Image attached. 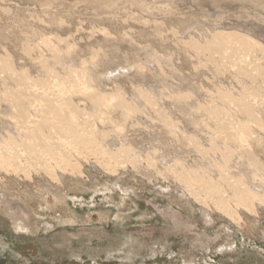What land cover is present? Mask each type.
<instances>
[{"label": "rangeland", "instance_id": "374dc122", "mask_svg": "<svg viewBox=\"0 0 264 264\" xmlns=\"http://www.w3.org/2000/svg\"><path fill=\"white\" fill-rule=\"evenodd\" d=\"M54 1L0 0V60L11 63V73L15 69L34 79L44 76L38 64L44 60L58 75L71 70L68 89L87 88L108 99L116 93L125 106L117 107L115 96L96 110L87 95H70L87 116L85 124L95 128L92 148L68 147L67 163H80L82 175L66 173L62 181L59 169L52 178L36 167L37 161L22 160L25 170L18 173L0 164V264H264V210L258 209L261 221L254 225L253 212L231 196V210L242 214V220L233 221L214 208L213 193L200 181L215 183L222 197L239 191L241 183L243 188L248 183L264 188V52L254 46L241 49L250 62L246 67L234 57L217 65V55L212 59L184 42L190 36L202 41L200 28L207 32L218 21L211 13L226 10L214 2L225 0H144L147 7L134 0H67L71 8L57 9ZM229 2L241 7L226 12L225 21L245 12L264 28V7L247 0ZM250 35L264 45L261 33ZM2 61L0 148L12 140L15 149L23 150L15 120L43 122V134L48 126L33 112L31 122L14 117L2 92L14 82ZM116 65L124 69L105 78ZM241 68L252 77L241 74ZM240 101L253 107L255 119L242 111ZM210 109H219L215 115L220 119ZM103 148L110 151L102 154ZM180 170L192 181L190 188L174 177ZM60 196L66 202H57ZM23 201L40 212L35 232L12 228L7 204L19 216Z\"/></svg>", "mask_w": 264, "mask_h": 264}, {"label": "bare ground", "instance_id": "6f19581e", "mask_svg": "<svg viewBox=\"0 0 264 264\" xmlns=\"http://www.w3.org/2000/svg\"><path fill=\"white\" fill-rule=\"evenodd\" d=\"M109 2H116L118 0H107ZM142 1H138V0H134V4H142L145 5V3ZM230 1V0H229ZM228 0L223 1L222 4H219V2L215 3L214 5L216 6H224V8L226 10H222V11H214L212 12L210 16H214L215 20L217 21V23H214L212 25V28L209 30H207V32L203 31L200 28V33L202 35V41L200 42H196V40L193 39L192 36H190L187 40H185L184 42L186 43H190L194 46V48L200 52H208L207 54H209L208 56L211 57L213 59L214 55H217L218 58L214 59L216 60V64L217 62L221 61L220 63L223 62V59H225V62L229 61L232 57H234V59H238L239 62H241V60L243 61V63L245 64L244 67H246L247 65L250 64V62H247V57L245 52H247L248 50H250L251 47H256V49H259L261 51L264 52V45L261 44L259 41H257L254 37H252L250 35V33H261V36H263L264 38V28L262 27L261 24H258V20H256V17L254 15V17L249 16L247 13L243 12H239L234 19H229L228 21H225L223 19V15L227 12L230 11H234L239 9L241 6L236 5V4H230ZM247 2H250L252 4H259L260 7H264V0H247ZM219 4V5H218ZM149 4L145 5V7H147ZM71 4L67 1V0H55L54 1V8H59V7H67V8H71L70 7ZM143 8V7H141ZM215 8V7H214ZM218 9V8H217ZM220 9V8H219ZM218 9V10H219ZM223 9V8H222ZM101 13H107V10H104L103 12L101 11ZM94 14V16L99 17V15L101 14ZM251 15V14H250ZM214 21V20H213ZM197 24L200 25V23L198 22ZM259 28L258 30H255L254 27ZM211 27V26H210ZM220 27V28H219ZM46 39V38H45ZM198 40V39H197ZM67 43V42H66ZM233 43V44H230ZM56 44V43H55ZM38 45V44H37ZM57 45V44H56ZM48 47V46H47ZM50 51L54 50L53 46H49ZM259 47V48H257ZM32 49V48H31ZM47 49V48H46ZM112 49V48H111ZM241 49L243 51H245L243 53V51H241ZM254 49V48H253ZM26 50V49H25ZM29 50V49H28ZM33 50V49H32ZM49 51V50H48ZM253 51V50H252ZM53 52V51H51ZM66 52V51H65ZM250 52V51H249ZM45 53V52H44ZM96 53V52H95ZM251 53V52H250ZM29 54V53H28ZM66 54V53H65ZM248 54V53H247ZM6 56V55H5ZM43 56V55H42ZM47 56V55H45ZM53 57H55V55H53ZM52 57V58H53ZM7 58V57H6ZM5 57H3V60L5 59ZM37 58V57H36ZM8 59V58H7ZM41 59V58H40ZM56 58H53V60ZM4 60V61H5ZM208 60V59H207ZM2 61V59L0 60ZM55 61V60H54ZM53 61V62H54ZM80 61V60H79ZM3 62V61H2ZM224 62V64H225ZM4 63V67H7V69L9 70V67H11V63L9 61H5ZM57 63V61H55V64ZM63 62H61L62 65ZM76 63V62H75ZM41 68L45 71V74L43 77L41 78H37L34 79L30 76H27V74H22L20 72H16L17 70L14 69L15 74H13V72L11 73L9 70V76H10V80L12 79L14 82V85H12V88H8L9 86H7V88L2 91L6 94L3 95L6 98H8V106L11 107V111H13L12 113L15 114L14 117L18 118V119H24L25 121L27 120V118H29L27 121L30 120V116L32 117V115H38L40 117L39 120L45 121V124L47 123L48 126V133L47 134H43L42 128H40L41 123L43 124V122H40V126L36 123V124H31V123H25L24 121L19 123H17V121L15 120V127L19 130L18 136L17 138L20 139V141L18 142L16 140V142L19 143V145L23 146V150L20 149H15L13 147V145H11V142L8 140V147H4V148H0V164H5L4 166H6L7 171H12L13 173H18L21 170H25V168L22 166L21 161L25 160L26 163H30V161H37L35 163L36 167L38 166V169L43 170L45 172V174H48L50 176H52V174H54V172L56 171V169H59L60 174L59 177H61L62 181L65 179V174L66 173H72L73 171H76L75 173H82V165L80 163H67V160L69 158V153H68V147L69 146H73V144H81L84 147L87 148H92L93 144H94V139L96 140V138H92L95 135V128L92 127L90 124L86 125L85 123L88 122L85 117V115L83 114L84 112L81 111V109L76 105L77 103L73 102V100H71L70 95L73 93H83L85 95L88 96V99H90V102L92 103L93 107L96 110H101L103 109L105 106H107V101H112V99L116 96L115 94H113L112 92V96L110 95V99L106 98L105 94H101L99 92H96L94 90H91V92H86V89H78V90H70L67 87V80H69L71 82L70 79H68L70 77L69 74H65V75H58L56 73H54V71H52L53 67L50 68L44 60H40L38 63ZM52 64V63H51ZM54 64V63H53ZM104 64V63H103ZM14 65V64H13ZM37 65V64H36ZM92 65V64H91ZM98 65V64H97ZM120 65V64H119ZM116 65L114 68L110 69V71H108L105 74V78H110L111 74L113 71L115 70H120V69H124L123 66H119ZM218 65V64H217ZM222 65V64H221ZM221 65H219V67H221ZM15 67V66H14ZM62 67H64L62 65ZM1 68V67H0ZM13 69V67H12ZM65 69V67L63 68ZM62 69V70H63ZM78 69V68H77ZM109 70V69H108ZM242 72H240L241 74L246 76H249L250 73L246 72V70H244L243 68H241ZM64 71V70H63ZM6 72V70H5ZM23 72V70H22ZM66 72V71H65ZM69 72V70H68ZM83 72V71H82ZM4 73V72H3ZM120 73V72H119ZM74 74V73H73ZM67 75V76H66ZM140 75V74H139ZM74 76V75H73ZM78 76V74L76 75ZM75 76V77H76ZM72 77V76H71ZM92 77V76H91ZM100 77V76H99ZM103 77V76H102ZM101 77V78H102ZM118 77V76H117ZM252 77V76H249ZM248 77V78H249ZM77 78V77H76ZM85 78V77H84ZM9 79V77H8ZM82 79V78H81ZM251 79V78H249ZM264 79V78H263ZM78 80V79H77ZM87 80V79H86ZM80 81V80H79ZM82 81V80H81ZM89 81V80H88ZM102 81V80H101ZM5 82V81H4ZM3 82V83H4ZM12 82V83H13ZM78 82V81H77ZM75 81H73V83H77ZM85 82V81H83ZM81 82V83H83ZM93 82V81H92ZM91 82V83H92ZM1 83V82H0ZM7 83V82H6ZM90 83V81H89ZM102 83V82H101ZM2 84V83H1ZM107 84V83H106ZM5 85V84H4ZM2 84V86H4ZM75 85V84H74ZM79 85L78 87H80V83L77 84ZM84 85V84H83ZM14 86V87H13ZM76 86V85H75ZM87 86V85H85ZM96 86V85H95ZM104 86V85H103ZM73 87V86H71ZM77 87V86H76ZM83 87V86H82ZM88 87V86H87ZM93 88V86H92ZM142 88V87H141ZM110 89V88H109ZM83 90V91H82ZM98 90V89H97ZM119 90V89H118ZM144 90V89H143ZM205 90V89H204ZM141 91V90H140ZM223 92V90H218V93ZM106 92V91H105ZM117 92V91H116ZM143 91H141L142 94ZM208 92V91H207ZM226 92V91H225ZM3 93V94H4ZM219 93V95H220ZM221 93V94H222ZM241 93V92H240ZM2 94V93H1ZM144 94V93H143ZM145 96L147 94H144ZM1 96V95H0ZM143 96V95H142ZM5 97L3 101H5ZM117 97V102L116 106H120V107H124L125 106V101L122 99L121 96H116ZM115 97V98H116ZM147 97V96H146ZM151 97V96H150ZM1 98V97H0ZM114 98V99H115ZM148 98V97H147ZM106 101V102H105ZM259 101V100H258ZM78 102V101H77ZM114 102V101H113ZM241 102V101H240ZM7 104V102H4ZM80 103V102H79ZM109 103V102H108ZM112 103V102H111ZM243 102H241L242 104ZM245 103V102H244ZM240 107L242 109V111L247 114L249 117H255L253 115V107L251 108V105H249V103L247 104V102ZM5 104V105H6ZM109 105V104H108ZM240 105V104H239ZM7 106V107H8ZM113 106V105H112ZM115 106V105H114ZM238 106V105H237ZM6 107V106H5ZM119 107V108H120ZM255 107V106H254ZM218 108V107H217ZM9 109V110H10ZM115 109V108H114ZM122 109V108H120ZM124 109V108H123ZM255 109V108H254ZM106 110V109H105ZM211 110V109H210ZM219 110V109H218ZM217 109H212L211 112L212 115L214 113V116H219V114H217V112H219ZM7 111V109H6ZM8 112V111H7ZM33 112V114H32ZM83 112V113H82ZM196 112V111H195ZM5 113V112H4ZM11 113V112H10ZM1 114V113H0ZM9 114V113H8ZM5 113V115H8ZM32 114V115H31ZM87 115V113H85ZM217 114V115H215ZM84 115V116H83ZM217 116V118H219ZM2 117V116H0ZM37 117V116H36ZM7 118V117H6ZM216 118V117H215ZM4 119V118H3ZM13 119V118H12ZM17 119V120H18ZM88 119V118H87ZM220 119V118H219ZM255 119V118H254ZM32 120V119H31ZM30 120V122H31ZM38 120V119H37ZM34 120V121H37ZM258 120V119H257ZM22 121V120H21ZM86 121V122H84ZM253 121V119H252ZM255 121V120H254ZM2 122V121H1ZM256 122V121H255ZM3 123V122H2ZM23 123V124H22ZM25 123V124H24ZM91 123V122H90ZM88 124V123H87ZM240 125V124H239ZM230 126V125H229ZM241 126V125H240ZM243 126V124H242ZM46 127V126H45ZM206 127V126H205ZM236 127V126H235ZM15 128V129H16ZM94 128V129H93ZM97 128V127H96ZM41 129V130H40ZM45 129V128H44ZM237 129V128H236ZM245 129V128H243ZM9 130V129H8ZM14 130V129H13ZM217 130V129H216ZM15 131V130H14ZM243 131V130H242ZM7 132V130H6ZM228 132V131H227ZM232 132V131H230ZM238 132V131H237ZM241 132V131H240ZM10 134V132H8ZM46 133V132H45ZM55 133V135H54ZM225 133V132H224ZM239 133V132H238ZM237 133V134H238ZM227 134V133H225ZM234 134V133H233ZM4 135V134H3ZM229 135L231 136V134L229 133ZM6 134L5 136H3V138H6ZM227 136V135H226ZM245 136V135H244ZM247 136V135H246ZM190 137V136H189ZM1 138V137H0ZM2 138V139H3ZM8 138V137H7ZM7 138L5 141H7ZM213 138V137H212ZM216 138V137H215ZM230 138V137H229ZM242 135L239 133V136H237L235 139H237L240 143V141L242 140ZM9 139V138H8ZM15 139V138H14ZM191 139V138H190ZM234 139V140H235ZM245 139V138H244ZM192 140V139H191ZM233 140V138L231 139V141ZM236 140V141H237ZM235 141V142H236ZM196 142V141H195ZM7 143V142H6ZM13 143V142H12ZM99 143V142H98ZM238 143V144H239ZM242 143V142H241ZM240 143V145H241ZM5 144V143H4ZM234 144V143H233ZM237 144V145H238ZM3 145V144H2ZM15 145V144H14ZM95 145V144H94ZM98 145V144H97ZM197 145V144H196ZM244 145V143H243ZM36 146H39L36 147ZM78 146V145H77ZM100 146V145H98ZM98 146L96 147L98 149ZM236 146V145H235ZM216 147V146H215ZM228 147V146H227ZM240 147V146H239ZM94 148V149H96ZM102 148V147H100ZM99 148V150H100ZM198 148V147H197ZM213 148V147H212ZM118 149V148H117ZM120 149L122 150L123 148L120 147ZM98 150V151H99ZM104 150V148L102 149V151ZM110 151V149H105L104 151L106 153H108V151ZM125 150V149H123ZM199 150V149H198ZM205 150V149H204ZM104 151L102 154H104ZM120 151V150H119ZM101 152V150H100ZM223 152V151H222ZM246 152V151H245ZM250 152V151H248ZM109 156L111 157V155L113 154L112 152ZM101 154V153H100ZM204 154V153H203ZM223 154V153H222ZM226 154V153H225ZM251 154V153H250ZM248 155V159L252 162V164L254 166H256L255 168L261 169V167H257L258 163L257 161L251 157V155ZM244 155V154H243ZM246 155V154H245ZM101 158V157H100ZM225 158V157H224ZM53 159V160H51ZM55 161L54 164H51L50 161ZM104 160V159H103ZM98 161V160H97ZM117 162V161H116ZM24 163V162H23ZM107 163V162H106ZM177 163H174V165ZM215 164V163H214ZM30 164H28L27 166H29ZM33 165V163H32ZM110 165V164H109ZM174 165H172L174 167ZM178 165L182 166L180 163H178ZM118 166V165H117ZM176 166V165H175ZM23 167V168H22ZM108 167V166H107ZM112 167V166H110ZM110 167H108L107 169H109ZM179 168V166H177ZM175 167L172 168V170H177ZM218 167V166H217ZM33 168V167H32ZM116 168V167H113ZM183 168V167H182ZM106 169V167H105ZM186 170L187 169L185 168ZM221 171L222 169L219 168ZM114 170V169H113ZM116 170V169H115ZM183 170V169H182ZM182 170H180L181 172L179 173L176 172L177 174L174 175L177 176L176 178H180L179 181L184 182V184H189L192 181L189 180L186 176H184L185 174L182 172ZM229 170V169H228ZM188 171V172H189ZM194 171L193 169L191 170V172ZM186 172V171H185ZM196 172V171H195ZM227 172V171H226ZM230 172V171H228ZM11 173V172H10ZM190 173V172H189ZM223 173V172H222ZM25 174V173H24ZM83 174V173H82ZM80 174V175H82ZM188 174V173H187ZM226 174V173H225ZM228 174V173H227ZM76 175V174H75ZM78 175V174H77ZM189 175H192V173H190ZM188 175V176H189ZM197 175V173H196ZM195 175V176H196ZM229 175V174H228ZM55 176V175H53ZM52 176V178H53ZM254 176V175H253ZM191 177V176H190ZM223 177V176H222ZM221 177V179H222ZM232 178V176H229ZM255 177V176H254ZM50 178V177H49ZM199 178V177H198ZM203 178V177H202ZM51 179V178H50ZM55 181L58 178H54ZM194 179V178H193ZM200 179V178H199ZM204 180V179H203ZM200 179V181H202L203 183H207V187H205V189L209 188V190L213 193V199L211 202H213V204L215 205V209L219 212H221L222 214H224L225 216L229 217L231 220H235V221H239L242 220L241 215L237 213L236 211H234L233 209L231 210V207L228 204V200L231 198H233V196L237 197L239 201L243 202V205L245 207L248 208V210H251V212H253V222L254 225H258L261 221V219L259 218V214H258V209L264 210V188H261L260 185H256V183L254 184H244L246 185V187L243 188V183L240 184V189L239 191H236L234 193H231L230 195L224 196L222 197V195H218L217 194V189L216 187L214 188V186L216 185L215 183H212L213 185H211L207 179H205V181H203ZM228 180V178H227ZM59 181V180H58ZM191 181V182H190ZM194 182V180H193ZM198 182V181H197ZM221 182V181H220ZM193 183H191L192 185ZM209 184V185H208ZM215 184V185H214ZM115 186H118L117 183H114ZM202 185V183H200V186ZM190 184L188 185V188ZM194 186V185H193ZM195 186H198L197 184H195ZM242 186V187H241ZM185 187V186H184ZM203 187V186H201ZM186 188V189H188ZM197 190L199 189V191H197L198 193L200 192V188L195 187ZM192 189V187H191ZM193 188L192 191L196 190ZM203 189V188H202ZM201 189V190H202ZM206 189V190H207ZM189 190V189H188ZM187 190V191H188ZM205 190V191H206ZM186 191V190H185ZM203 191V190H202ZM195 192V191H194ZM193 192V193H194ZM208 193V191H206ZM188 193V192H187ZM220 194V193H219ZM184 195V194H183ZM195 195H197L195 193ZM194 196V195H193ZM210 196H212V194H210ZM196 198V196H194ZM197 197H200L197 195ZM207 197V196H206ZM231 198V199H232ZM199 199V198H198ZM202 200H204V202L206 201L204 198H201ZM209 199V198H207ZM230 199V200H231ZM234 199V198H233ZM232 199V200H233ZM211 200V198H210ZM209 200V201H210ZM57 202L59 203H64L65 198L63 200V197H58L56 199ZM197 201V200H195ZM199 202V201H198ZM207 202V201H206ZM205 202V203H206ZM238 202V201H237ZM233 204V203H232ZM242 204V203H241ZM7 205H10V209H12L11 214H12V218H10L12 220L11 224H12V228L16 231H25V232H35V228L36 226H38L39 220H38V215L40 214V212L38 210H36L32 203L29 201H23L22 204H18V207H20L22 209V212L20 213V215L18 216L14 211V207H12V204L8 203ZM209 206V203L206 204V206ZM239 205V204H238ZM242 205V206H243ZM207 206V209H208ZM204 207V206H203ZM237 207V205H236ZM243 209H245L244 207H242ZM241 208V210H242ZM45 209H48V207H45ZM206 209V211H207ZM236 210V209H235ZM247 210V212H248ZM104 211V210H103ZM205 210H203L202 214L204 215V217L210 222V218L207 215V212ZM239 211V210H238ZM246 211V210H245ZM240 212V211H239ZM102 213V212H100ZM244 213V212H243ZM73 214H75L73 212ZM246 215V214H245ZM75 216V215H74ZM71 219V218H70ZM246 219V217L244 218ZM75 220V219H74ZM73 222V221H72ZM175 222V221H173ZM242 222V221H241ZM180 223V222H179ZM235 223V222H234ZM240 223V222H237ZM175 224H178V222H175ZM184 223H182L183 225ZM43 225L45 227H49L51 224L50 222H45L43 223ZM177 226V225H176ZM181 226V224L179 225ZM185 226V225H184ZM50 228V227H49ZM38 230V229H37Z\"/></svg>", "mask_w": 264, "mask_h": 264}]
</instances>
